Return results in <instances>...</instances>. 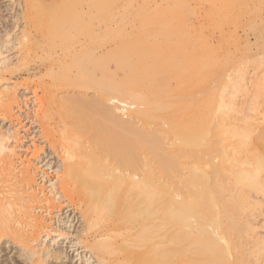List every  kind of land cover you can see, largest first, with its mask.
Returning <instances> with one entry per match:
<instances>
[{"label":"bare ground","instance_id":"6f19581e","mask_svg":"<svg viewBox=\"0 0 264 264\" xmlns=\"http://www.w3.org/2000/svg\"><path fill=\"white\" fill-rule=\"evenodd\" d=\"M8 1L19 11L0 32V116H14L0 131V251L17 256L3 264H263L264 129L245 112L264 102V75L240 110L247 62L224 80L233 57L190 21L188 0H161L164 12L156 0ZM212 16L219 42L228 17ZM17 72L30 87L7 81ZM24 121L38 127L25 131L29 158L11 149L27 144Z\"/></svg>","mask_w":264,"mask_h":264},{"label":"rangeland","instance_id":"374dc122","mask_svg":"<svg viewBox=\"0 0 264 264\" xmlns=\"http://www.w3.org/2000/svg\"><path fill=\"white\" fill-rule=\"evenodd\" d=\"M21 1H23V0H21ZM102 1H104V0H102ZM137 1H140V0H137ZM154 1L152 2L153 6H154L155 3H157L158 1H161V0H156L157 2L156 1L154 2ZM209 1L212 2V0H209ZM209 1L208 0H188V5L190 4L189 7H188L190 9L189 10L190 11V15H189L190 21L192 20V22L194 21L193 22L194 24H200V25L203 26L202 30L204 32V35L208 39H210V41L211 40L213 41L212 42L213 48L217 51V53L219 55L233 57L232 61L227 62V65L225 66V71L226 72L224 71V73L226 75L224 74V77H225L224 80H226V79H228L230 77H232V78L235 77L237 75L236 71L238 69L242 68V67L244 68V65H245L247 70L244 68V71H245V74H246V75L244 74V81L246 82L247 87H248V88L247 87L246 88L249 90L248 92H250V93H248L246 91L245 92L244 91H238L236 93V96L233 97V99H234L235 102H240V101L244 100V103L240 102L241 105H243V106L242 107L239 106V107H240V110H242V109L246 110L247 108H245L244 106H247V105H245L246 102H247L246 100L248 98L247 96H249L251 94V91L253 90L254 81L264 75V0H220V1L218 0L221 3L217 2V0H216V2H215L216 4L215 3L213 4V2L211 3ZM8 3H9L8 0H0V12H1V14H0L1 15V17H0V19H1L0 20V32H1V34L5 33L4 21H9V24L12 23V21L14 20V18L11 19L12 15L15 12L19 11L18 10L19 7L16 6V4H14V8L13 9L6 10L5 9V7H6L5 5L8 4ZM162 3H163V6H164V4H165L164 1H161V2H159V4H161V5H159L157 3L158 5L155 4L156 5L155 7L159 6L158 8H160V6H162ZM218 3H219V5H218ZM116 4L117 3H115V6H116L115 8L120 10V8H119L120 6L117 7L119 5V3L117 5ZM212 4L214 6H212ZM164 7H166V6H164ZM164 7L160 8L161 12L163 11L162 9H165ZM217 9H221L222 10V14H224V16L227 14L226 17H228L227 20H224V22L222 23L223 28H224V32H223L222 39L219 42L216 41L217 40L216 30H215V28H214V26L212 24V22H213L212 14ZM103 10L104 9H100L99 10V11L102 12L101 14L98 11L100 15H97V17L93 20V25H95V26L104 25V23L106 21L105 17H107V13H106V16L103 17L102 15H105V13H104L105 10L104 11ZM224 16H223V18H224ZM231 37H233V38H231ZM20 51L22 53L23 48L21 46H19V44L15 45L14 48L12 49V53L15 56L18 55L20 53ZM241 58H242V60H241ZM236 59L238 60L237 62H236ZM250 59H251V61H250ZM258 61L259 62L262 61V63L258 64ZM246 62H247V64H244ZM253 62H254V65H253ZM241 65H242V67H241ZM18 73L19 72L15 73V74H13L11 76H8L9 79L7 81L10 82V83H15V85H17L16 91H19V90L22 91V89L25 86H27V87L31 86V81L25 75H19ZM227 75H230V77H227ZM257 75H258V77H257ZM246 76H247V79H246ZM186 81L184 80V82H186ZM251 81H252V83H251ZM188 82L190 83V85L192 84L191 79ZM27 83L30 86H28ZM221 83H222V81H221ZM213 95H215V100L217 102H219L220 101L219 98H218V96L220 95L219 91L217 90V92H215V94H213ZM28 97H31V95H29ZM223 99H224V101H226L227 100L226 96H225V98L223 97ZM226 102H228V100ZM240 103H237V104L239 105ZM260 103L261 104L263 103V104L261 105ZM257 104L258 103H256V105ZM259 104L260 105H258V106L261 107V108L263 107V109H264V102H261L259 100ZM239 107L237 106L236 109H239ZM259 107L255 106V108L253 109L254 113L251 112L252 111L251 110L252 107H251L250 111H248L249 110L248 109V110H246L248 112H245V111L244 112L245 113H249V115H251V116L254 114V116L256 117L255 114H257L256 111L258 110L257 108H259ZM213 109H214V111H217L216 107H213ZM263 109L260 110V108H259L258 111H260V114H257V116L258 115L260 116L261 114H264L263 113L264 112ZM226 110H228V108H226ZM235 110L234 109L228 110V111H231V112H229L228 117L231 115V117L236 118L238 116L237 114L240 115L241 111H239V110L235 111ZM219 112H221V110ZM235 113H236V117L234 116ZM254 116H252V119H253V121H254V119L256 120V121H254V123H256L255 126L257 125L256 127H258L257 131H256V129L254 130L255 131L254 135H256V133H258L259 129L260 130L264 129V125H262V124H264V121H262L263 115H261V118H262L261 120H260L259 116H258V119H256ZM2 118L3 117L0 116V131L6 130V128L9 125V121H12L14 119V116H13V118H4V120ZM234 118H231V119H234ZM258 121H259V124H257ZM14 123L15 122L13 121V124ZM23 123H16L17 126L19 127V129L21 130V133L19 134V137H20L19 142L20 143L22 142V144H25L27 142V144L24 145L25 147H23V148L15 147V146L12 145L11 149H12V151L15 152L16 156L17 155L20 156V157L25 156V158H29V157H31V152L34 151V148H30L31 147V143L28 142L29 137H28V139H24V137L27 136V132H31L32 130L34 131V127H35V125L37 126V123H35V124L33 123L31 125V124H27L25 122V124H27L25 129L22 128V125H24ZM260 124H261L262 128H259ZM35 128L38 129V127H35ZM26 130H27V132H25ZM10 141H12V140L10 139ZM255 143H258V142L256 141ZM255 143H253V144L255 146H257L258 144L256 145ZM28 145L30 147L27 148ZM44 145L49 147L47 144H43L42 146H44ZM37 146H39V145H37ZM47 147H46V150H47V152L50 153L51 152V151H49L50 148L47 149ZM261 149L262 148H260V146L258 145L257 151H255V153L263 152L264 148L262 150ZM50 154L51 155L45 157V159L43 160V164L46 163V161L50 159V156H52V152ZM52 157H54V154H53ZM262 173L264 174V170L262 171ZM260 204H262L263 207L262 208L259 207L258 209L262 210L264 208V202H261ZM258 209H256V210H258ZM256 210H255V212H256L255 216L256 217L258 216L257 220L261 219L262 218L261 215H263V214H260L261 217L259 215H257V214L258 213H262V211H264V209L262 211L261 210L256 211ZM68 214H69V217H68V220H69L68 223H69L71 221V219L73 218L72 215H74V214L72 212L71 213L67 212L66 215L64 214L63 216H67ZM77 218H78V215L75 213V219L73 221H71V223L75 226L74 228H76L79 225V222H80V221H78ZM64 219L66 220L67 218H64ZM259 228L257 227V230L259 229L258 231H260L262 229L261 230V232H262L264 230V228H262V227H259ZM65 243L66 242H64L63 245H65ZM8 246H9L8 243L2 245L4 250L0 251V264H3L5 262L4 259H5L6 256H4V253H6V252H9V255H11V256H13V255L17 256V254H15L16 253L15 249H11ZM250 249L252 250V248H250ZM77 251L80 252L81 249H78V250H75V251L70 250V252H69V254L72 256L73 262L78 257L77 255L74 256V254H76ZM81 253H83V252H81Z\"/></svg>","mask_w":264,"mask_h":264}]
</instances>
